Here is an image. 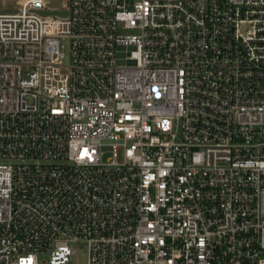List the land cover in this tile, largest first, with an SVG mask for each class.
<instances>
[{
  "label": "built area",
  "instance_id": "obj_1",
  "mask_svg": "<svg viewBox=\"0 0 264 264\" xmlns=\"http://www.w3.org/2000/svg\"><path fill=\"white\" fill-rule=\"evenodd\" d=\"M17 2L0 264H264V0Z\"/></svg>",
  "mask_w": 264,
  "mask_h": 264
},
{
  "label": "rangeland",
  "instance_id": "obj_2",
  "mask_svg": "<svg viewBox=\"0 0 264 264\" xmlns=\"http://www.w3.org/2000/svg\"><path fill=\"white\" fill-rule=\"evenodd\" d=\"M19 0H0V12H2L5 9L8 8H16L19 5V2H17ZM64 47L62 49V51L65 53V55L69 56V52H70V43L68 39H63L62 40ZM124 50V49H122ZM125 53H121L120 56H124ZM103 152H104V158L107 157H111V148L110 147H104L103 148ZM80 250L83 249V251H80L79 255H78V261L77 264H85L86 263V257H85V250L83 248L82 245L79 246Z\"/></svg>",
  "mask_w": 264,
  "mask_h": 264
},
{
  "label": "water",
  "instance_id": "obj_3",
  "mask_svg": "<svg viewBox=\"0 0 264 264\" xmlns=\"http://www.w3.org/2000/svg\"><path fill=\"white\" fill-rule=\"evenodd\" d=\"M8 11H10V10H8ZM44 14L66 16L67 15V11H64V12H53V13H44Z\"/></svg>",
  "mask_w": 264,
  "mask_h": 264
}]
</instances>
